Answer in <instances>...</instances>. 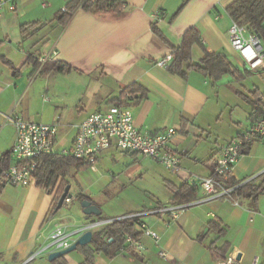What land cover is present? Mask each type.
<instances>
[{
    "label": "crops",
    "instance_id": "0c3cea01",
    "mask_svg": "<svg viewBox=\"0 0 264 264\" xmlns=\"http://www.w3.org/2000/svg\"><path fill=\"white\" fill-rule=\"evenodd\" d=\"M45 1L15 0L16 11H10L8 7L0 10L1 49L8 45L1 58L11 62L17 71L16 68L22 62L25 64L30 55L35 56L33 51L36 49L35 41L38 38L23 40L20 27L24 24L49 22L44 31L50 27L58 30L55 39L45 44L44 53L49 54L55 49L58 56L53 61L64 62L72 68L63 75L75 85L73 98L78 101L73 108L81 111L80 116L85 112L87 114L83 118L79 116L71 126L75 132L69 136L67 149L73 146L78 125L90 115L106 111L112 105V100L118 98L123 89L134 83L142 85L148 91L147 97L139 103V95H130L124 99V106L130 108L134 114L138 130L146 135H156L174 128L177 134L173 137L170 147L181 156L182 164L186 158L192 163L188 168L193 177L182 180L180 184L165 181L167 188L168 184L176 187L185 181L194 184L197 178L211 176L214 159L221 150L236 137L251 131L255 125L250 119L252 106L244 98L251 97L258 90L264 100V92L259 87L248 90L247 94L235 91L249 106L247 124L243 127L242 121L230 119L234 125L230 135L217 133L218 138L212 143L209 139L213 137V127L223 116L218 102V90L225 86L232 88L233 83L238 81L227 75L214 83L196 71L190 72L188 79L184 80L171 74L166 66L161 65V62L171 55L172 48L181 44L186 31L195 27L200 31L205 49L201 45L193 47L194 62L201 61L205 57V51L224 53L240 70L248 69L239 53L233 49L230 40V30L234 22L227 9L236 0H189L184 7L186 0H118L126 4L121 13H95L79 8L64 26L57 23L56 15L54 17L53 0H50L48 5L43 3ZM153 26H156L164 39L155 33ZM36 60L40 59L36 57ZM14 77L16 78L7 84L10 89H14L0 96V124L4 122V116L12 112L27 121L37 122V117L31 112L27 111L23 116L15 111V100L19 97L24 78ZM45 99L48 98L45 97L44 101ZM48 100L51 102V99ZM232 116L233 113L230 118ZM192 134L198 139L194 147L193 140L188 138ZM15 137L16 134L13 144ZM221 139L224 141L219 142ZM59 143L58 137V145ZM201 144L207 145V150L198 148ZM63 150L58 149L59 152ZM117 153L131 157L138 155L112 148L105 156L98 157L96 165L106 156L115 157ZM73 168L77 175L74 179L79 184L83 180L78 176L77 165L72 166L66 179L71 187V194ZM252 178H255L253 182L256 184L264 179V140L261 139L253 141L233 170V180L237 183L241 184ZM114 182L113 180L101 184V191L108 190ZM169 191L171 204L173 194L170 189ZM56 193L57 189L49 193L38 187L37 181L28 188L5 186L0 197V264H26L32 253L49 244L51 234L57 227L74 232L78 227L96 219L85 218L81 206L70 210L74 219L71 223L65 222L69 215L62 209L52 215ZM80 194L89 197L96 205L93 196L87 191L76 190L75 196ZM72 195L73 199L65 205L68 209L74 204L75 198L74 194ZM201 197L198 186L196 200ZM234 199L239 201V205L229 199L217 200L192 207L182 212L177 219L170 216H147L149 218L146 220L145 217L142 221L158 233V243L143 236L141 243L144 251L139 258L125 252L114 259L101 254L96 256L94 264H149V261H154L156 257H160L167 264H216L223 259L216 260L212 255L209 249L212 243L219 249L225 248L226 258L240 255L241 264H251L254 257H259L260 264H264V194L259 197L256 205L248 199ZM164 205L158 202L157 207ZM143 211H128L121 217ZM103 213L101 211L102 217ZM121 217L108 210L103 218L108 220ZM211 221H217L221 229L225 230L224 233L219 235L212 232L200 241V237L208 232V224ZM160 252L166 253L168 258L161 257ZM138 260H142V263ZM63 262L71 264L66 256Z\"/></svg>",
    "mask_w": 264,
    "mask_h": 264
},
{
    "label": "built area",
    "instance_id": "2783aa9c",
    "mask_svg": "<svg viewBox=\"0 0 264 264\" xmlns=\"http://www.w3.org/2000/svg\"><path fill=\"white\" fill-rule=\"evenodd\" d=\"M5 7H8L10 11H16L15 0H0V10ZM230 40L233 49L239 53L248 70L251 72L264 70V49L258 36L248 35L246 28L233 23L230 30ZM57 56L58 52L55 49L44 55L39 60L41 67L34 77L41 73L43 65L53 61ZM172 60L173 56L170 55L161 62V65L167 68ZM10 124L16 130L15 142L11 149L13 163L2 172V183L4 186L13 188H28L36 182L34 176L38 168L37 160L42 156L59 152V129L57 125L27 121L12 112L4 116V122L0 124V135L3 129ZM76 129L77 135L72 148L60 153L89 162L93 170L96 168L98 157L112 148L121 152L148 157L174 174H179L182 169L181 156L170 147L177 131L174 128H169L156 135L143 134L136 126L132 110L124 105L112 104L106 111L92 114ZM256 139L264 140V118L257 122L251 131L236 137L221 150L214 159L212 176L197 178L196 181L202 193L200 199L188 204L159 206L152 210L128 214L117 219L95 220L78 227L74 232H68L63 227H57L51 234L49 244L32 253L26 264L34 262L43 255L49 256L52 253L66 250L84 233L89 231L93 233L116 221L138 219L137 228L143 236L158 243L160 240L158 233L144 223L143 218L147 216H170L177 219L182 212L192 207L223 199L233 200L236 205H239V201L233 198V194L239 187L253 182L255 178L233 187L229 185V182L233 178V170L239 158L247 146ZM127 244L131 245L139 255L144 251L141 241L134 242L129 237ZM160 255L163 258H168L164 252H160ZM216 264H241V261H238L235 255L220 260ZM251 264H260V258L254 257Z\"/></svg>",
    "mask_w": 264,
    "mask_h": 264
},
{
    "label": "rangeland",
    "instance_id": "374dc122",
    "mask_svg": "<svg viewBox=\"0 0 264 264\" xmlns=\"http://www.w3.org/2000/svg\"><path fill=\"white\" fill-rule=\"evenodd\" d=\"M49 1L50 0H46L43 3L48 5L47 3H49ZM68 1L70 0H53V9H55L54 17L55 15L57 17L61 11H63V7L66 8ZM57 33V29L53 30V28L50 27L45 31L43 29L35 36L38 38L36 39L37 41H35L37 42L36 49L33 51L35 57L41 59L46 55L44 53V46L46 43L53 41ZM7 48L8 45L2 49L0 46L1 97L4 96V92H11L14 89L13 87L10 89L7 84L16 78L14 77L16 73L15 69H11L5 62L1 61V56L4 55L3 50ZM16 69L17 71L20 70L17 77L24 78V81L21 82L22 85L19 91V97L15 100L17 105V107L14 108L15 111L21 113L23 116L29 111L37 117V122L57 125L60 140L58 149L66 150L69 147V136L73 135L75 132L71 129V126L79 119V113L81 114V111L79 112L77 109L73 108L78 101L73 98L75 90L73 81L64 77L62 73H45L44 66L42 68L43 71L34 77L36 68L32 62H25V64L22 62ZM29 86L31 87L28 90ZM254 87H259L264 92V75H260L259 72H253V74L243 82H234L232 88L228 86L220 87V91L218 90V102L223 116L222 120L213 127V137L209 139L212 143L217 140L218 137L216 136L219 135L217 133L224 136L230 135L232 131L231 127L234 126L230 119L242 121L243 127L246 126L249 106L236 95L235 91H241L247 94V91ZM45 97L51 99V102L49 100L44 101ZM85 102L86 99L84 100V103ZM232 113L233 116L230 118V114ZM86 115L85 112V114H82L80 117L83 118L86 117ZM15 134L16 131L11 124L3 129L0 135V155L10 152ZM188 138L193 140L194 147L198 139L193 134L188 136ZM223 141L224 140L221 139L219 142ZM209 145L210 143H208V146ZM198 146V148H204V151L205 149L207 150V145L205 144ZM106 154L107 152H103L101 155L105 156ZM189 164H192L191 161L187 158L184 159L180 173L174 174L160 163L143 155L138 154L136 157H131L122 153H117L115 157L106 156L100 164L96 165L95 170L89 167L85 170L78 171L79 178L81 177L84 180L80 181V184L74 179L77 175L75 174L76 170L73 168V186L71 191L75 199L70 209H68L67 206L62 208L63 212L69 215L65 222L71 223L74 221L72 214H70V210L75 208V206H80L78 201H76V190L79 192H84L85 190L91 194L93 196V201H95L96 205L104 212L103 217H106V211L108 210L114 212L118 217H121L128 211L155 209L157 208L158 202L169 205L171 193L166 187L165 181L180 184L182 180L192 178V172H190L188 168ZM113 180L115 182L108 190L102 192L100 185L103 183H110ZM148 218L149 217H146L145 219L147 220ZM66 257L69 258L71 264H80L84 260L80 249H76ZM138 261L142 263V260ZM31 264H53V261H49L48 256L43 255ZM149 264L167 263L160 257H156L154 261H149Z\"/></svg>",
    "mask_w": 264,
    "mask_h": 264
},
{
    "label": "trees",
    "instance_id": "16d2710c",
    "mask_svg": "<svg viewBox=\"0 0 264 264\" xmlns=\"http://www.w3.org/2000/svg\"><path fill=\"white\" fill-rule=\"evenodd\" d=\"M188 1L189 0H186L184 2L183 7ZM125 6L126 4L124 2L118 0H70L65 10L61 11V13L56 17V21L60 26H64L79 8L95 13L118 14L124 11ZM183 7L181 9H183ZM181 9L174 15L171 21L178 15ZM227 12L235 24L246 28L249 35L259 36L264 49V0H236L228 7ZM48 25L49 23L43 22L24 24L20 27L21 36L23 40H30L38 35V33ZM153 29L156 34L164 39L162 34L157 30L156 26H153ZM1 45L2 42L0 41V46ZM195 45H201L205 49L204 45L202 44L200 31L197 28L192 27L184 34L181 44L178 47L172 48L171 55L173 56V60L167 66V69L171 74L186 80L188 79L190 72L196 71L203 74L206 78L214 83L220 81L224 76L227 75H231L236 81L240 82L246 80L253 74V72L248 69L240 70L224 53H210L205 51V57L199 62H194L193 47ZM1 59L9 67H11V69L14 70L11 62L5 60L4 58ZM28 62L34 63L36 68L35 73L41 67L39 60H36V57L33 54L29 56L26 63ZM43 66L45 68V73L56 72L65 74L72 70L68 64L60 61H51ZM42 68L41 72L43 71ZM15 72L16 73L14 76H18L20 73V71ZM259 73L264 74V70ZM130 95H139L137 98V103H139L147 97L148 91L142 85L134 83L123 89L120 93V96L112 100V104L124 105V99ZM244 100L252 106L250 119H252L255 124L262 120L264 118V100L262 99V94L256 90L251 97H245ZM252 143L247 146L245 151H248ZM12 163L13 160L11 158V151L1 156L0 196L3 194L5 189L1 179L2 172L9 168ZM37 165L38 168L34 177L37 181L38 187L45 189L49 193H52L57 189L55 204L51 212L52 215H55L61 210H57V205L66 187L69 185V182L66 179L70 175L71 167L77 165L78 171L91 167L90 163L85 160H79L74 157L64 155L60 152L40 157L37 160ZM213 167L214 162L212 166V173ZM212 175L213 174H211V176ZM239 184L240 183L235 182L233 178L229 182V185L232 187L238 186ZM198 186V182H194L193 184L189 183V181H185L177 187L168 184V188L173 194L171 204H188L196 201ZM262 194H264V179L258 184L250 182L239 187L233 194V198L248 199L251 200L254 205H256L259 197ZM86 200L92 202L89 197L82 194L76 196V201H78L80 206L82 202ZM67 203L68 202L65 201L63 207ZM85 218L88 219L87 216H85ZM95 220L103 221L106 219L100 216ZM138 222V219L116 221L100 230L93 232L92 243L90 245L83 247L79 246L77 248L81 250V253L84 257L82 264H94L96 256L101 254L107 258L114 259L120 253L125 252L134 258H139V254H137L136 250L131 245L127 244V238L129 237L134 242L141 241L143 234L137 228ZM224 231L225 230L221 229V226L217 221H211L208 224V232L200 237V241H203V238H205L209 233L213 232L222 235ZM209 249L212 251V255L217 258L216 260L226 258L224 255L225 248L219 249L215 247L214 243H212L209 246ZM63 261L64 257L53 261V264H65Z\"/></svg>",
    "mask_w": 264,
    "mask_h": 264
},
{
    "label": "water",
    "instance_id": "95a60500",
    "mask_svg": "<svg viewBox=\"0 0 264 264\" xmlns=\"http://www.w3.org/2000/svg\"><path fill=\"white\" fill-rule=\"evenodd\" d=\"M259 37V36H258ZM260 38V37H259ZM70 186H67L64 193L59 199L58 205H57V210L62 209L63 204L65 201H71L73 199V195L70 193ZM81 207L83 209V214L88 217V220H90L91 217L97 218L101 216V211L100 209L94 205L92 202L86 200L83 201L81 204ZM95 219H92L90 222H94ZM93 240V233L92 232H86L83 235L79 236L77 240L74 242V244L63 251L52 253L49 255V261H55L57 259L63 258L67 256L69 253L75 251L79 246H87L92 243ZM238 261H240L241 256H237Z\"/></svg>",
    "mask_w": 264,
    "mask_h": 264
}]
</instances>
